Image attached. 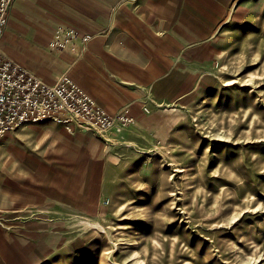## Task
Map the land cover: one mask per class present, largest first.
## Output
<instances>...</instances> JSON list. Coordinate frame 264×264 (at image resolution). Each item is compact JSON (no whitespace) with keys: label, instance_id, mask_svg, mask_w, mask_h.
<instances>
[{"label":"rangeland","instance_id":"374dc122","mask_svg":"<svg viewBox=\"0 0 264 264\" xmlns=\"http://www.w3.org/2000/svg\"><path fill=\"white\" fill-rule=\"evenodd\" d=\"M48 51L111 122L0 134V264H264V0H123Z\"/></svg>","mask_w":264,"mask_h":264},{"label":"crops","instance_id":"0c3cea01","mask_svg":"<svg viewBox=\"0 0 264 264\" xmlns=\"http://www.w3.org/2000/svg\"><path fill=\"white\" fill-rule=\"evenodd\" d=\"M122 1L15 0L0 48L19 65L49 81L57 62L48 51L54 31L63 27L101 35L110 28L113 11Z\"/></svg>","mask_w":264,"mask_h":264},{"label":"built area","instance_id":"2783aa9c","mask_svg":"<svg viewBox=\"0 0 264 264\" xmlns=\"http://www.w3.org/2000/svg\"><path fill=\"white\" fill-rule=\"evenodd\" d=\"M14 0H0V41L8 23V15ZM80 107L81 109H79ZM81 111V113L79 112ZM85 114L87 126L97 125L101 120L103 128L111 121L94 118L86 100L72 83L50 85L43 79L29 73L0 51V134L31 119H52L62 121L66 115Z\"/></svg>","mask_w":264,"mask_h":264}]
</instances>
